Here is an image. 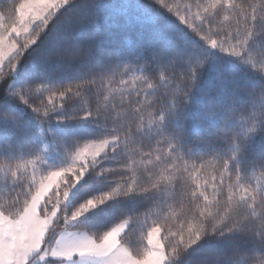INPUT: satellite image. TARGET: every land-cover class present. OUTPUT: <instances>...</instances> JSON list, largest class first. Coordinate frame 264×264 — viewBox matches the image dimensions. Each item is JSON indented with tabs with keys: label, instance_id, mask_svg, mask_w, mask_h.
<instances>
[{
	"label": "snow or ice",
	"instance_id": "1",
	"mask_svg": "<svg viewBox=\"0 0 264 264\" xmlns=\"http://www.w3.org/2000/svg\"><path fill=\"white\" fill-rule=\"evenodd\" d=\"M109 7L0 0V264H264V0Z\"/></svg>",
	"mask_w": 264,
	"mask_h": 264
},
{
	"label": "trees",
	"instance_id": "2",
	"mask_svg": "<svg viewBox=\"0 0 264 264\" xmlns=\"http://www.w3.org/2000/svg\"><path fill=\"white\" fill-rule=\"evenodd\" d=\"M102 2L108 6V11L114 15L119 16H126L128 13L133 11L132 8L129 6L137 4L140 2V0H102ZM129 38H133L134 34L130 33L128 34ZM102 40H104L106 43H124L123 37H118L111 33H105L100 37Z\"/></svg>",
	"mask_w": 264,
	"mask_h": 264
}]
</instances>
